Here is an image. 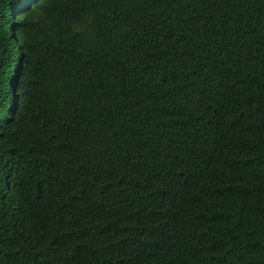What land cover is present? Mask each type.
Masks as SVG:
<instances>
[{"label":"trees","instance_id":"obj_1","mask_svg":"<svg viewBox=\"0 0 264 264\" xmlns=\"http://www.w3.org/2000/svg\"><path fill=\"white\" fill-rule=\"evenodd\" d=\"M0 264H264V0H0Z\"/></svg>","mask_w":264,"mask_h":264}]
</instances>
